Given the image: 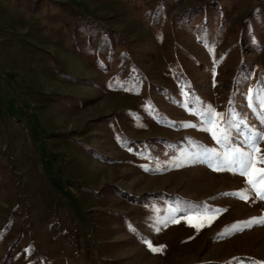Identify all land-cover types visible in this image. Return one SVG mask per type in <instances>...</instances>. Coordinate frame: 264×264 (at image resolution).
<instances>
[{
    "label": "rangeland",
    "instance_id": "1",
    "mask_svg": "<svg viewBox=\"0 0 264 264\" xmlns=\"http://www.w3.org/2000/svg\"><path fill=\"white\" fill-rule=\"evenodd\" d=\"M250 90L264 0H0V264H264Z\"/></svg>",
    "mask_w": 264,
    "mask_h": 264
},
{
    "label": "snow or ice",
    "instance_id": "2",
    "mask_svg": "<svg viewBox=\"0 0 264 264\" xmlns=\"http://www.w3.org/2000/svg\"><path fill=\"white\" fill-rule=\"evenodd\" d=\"M248 98L250 101L256 99L260 110L264 113V95L259 93L254 95L250 90ZM202 116L201 123L206 122L209 125L216 123V114L211 111L203 113ZM221 120L222 123L218 125L220 136L216 137L214 134V138L217 140V143H225L228 155L220 158L214 150H207L205 156L209 160L210 166L213 167V170H217L219 167L238 170L240 175L248 178L246 186L252 189H256L258 184L264 186V167H258V165H264V153L259 148L261 141H264V132L253 130L250 127L240 144L233 146L227 118L221 117ZM261 123H264V118L261 119ZM214 160L216 161L215 163L213 162ZM253 174H255V179H253ZM256 195L260 200H264V190H257ZM260 222L264 223V219Z\"/></svg>",
    "mask_w": 264,
    "mask_h": 264
}]
</instances>
